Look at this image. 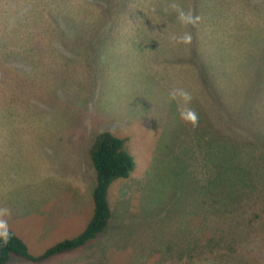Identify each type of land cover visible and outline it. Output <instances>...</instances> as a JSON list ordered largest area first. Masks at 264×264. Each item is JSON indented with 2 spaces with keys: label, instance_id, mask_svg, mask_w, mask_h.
<instances>
[{
  "label": "rangeland",
  "instance_id": "374dc122",
  "mask_svg": "<svg viewBox=\"0 0 264 264\" xmlns=\"http://www.w3.org/2000/svg\"><path fill=\"white\" fill-rule=\"evenodd\" d=\"M59 1L0 0V221L34 255L76 237L91 132L135 168L103 234L7 264H264V0Z\"/></svg>",
  "mask_w": 264,
  "mask_h": 264
},
{
  "label": "trees",
  "instance_id": "16d2710c",
  "mask_svg": "<svg viewBox=\"0 0 264 264\" xmlns=\"http://www.w3.org/2000/svg\"><path fill=\"white\" fill-rule=\"evenodd\" d=\"M60 3H66V0H61ZM244 44V41L234 42L233 51L242 48ZM253 47L254 45H252ZM219 99L222 100L220 97ZM124 130L126 129L124 128ZM130 140V135L118 136L109 130L91 132L84 140V147L81 150L84 151L81 155H84L86 162L90 163L93 168L95 181L92 189V212L85 227L76 237L62 239L45 249L41 254L34 255L16 233L6 228L7 242L5 243L4 238L0 237V264H7L11 256L29 262L42 263L53 256L80 249L103 234L114 218L110 199L108 200L109 187L116 180L127 179L135 168L134 158L127 151V149L130 150ZM201 160L205 161L202 154ZM38 177H34L35 182Z\"/></svg>",
  "mask_w": 264,
  "mask_h": 264
},
{
  "label": "clouds",
  "instance_id": "9594fccd",
  "mask_svg": "<svg viewBox=\"0 0 264 264\" xmlns=\"http://www.w3.org/2000/svg\"><path fill=\"white\" fill-rule=\"evenodd\" d=\"M180 19L186 23V24H195L196 22V19L198 18H195L193 17L190 13L189 14H184V13H181L180 15ZM181 40L184 42V43H188L191 41V35L190 34H186L185 36H183L181 38ZM179 91V94L183 97V99L185 101H189L191 99V96L183 91V90H178ZM187 119L195 126L196 123H197V116H196V113L194 111H190L187 115ZM0 237H3L4 240H5V243L7 242V239H8V235H7V231H6V225H5V222L4 221H0Z\"/></svg>",
  "mask_w": 264,
  "mask_h": 264
},
{
  "label": "crops",
  "instance_id": "0c3cea01",
  "mask_svg": "<svg viewBox=\"0 0 264 264\" xmlns=\"http://www.w3.org/2000/svg\"><path fill=\"white\" fill-rule=\"evenodd\" d=\"M77 250H79V249H77ZM77 250H75V251H77ZM72 252H74V251H72ZM69 253H71V252H69ZM69 253H66V254H69ZM62 255H64V254H62Z\"/></svg>",
  "mask_w": 264,
  "mask_h": 264
}]
</instances>
